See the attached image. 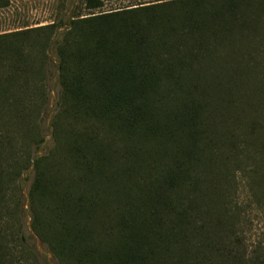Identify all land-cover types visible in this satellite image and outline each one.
Segmentation results:
<instances>
[{"label": "trees", "instance_id": "obj_1", "mask_svg": "<svg viewBox=\"0 0 264 264\" xmlns=\"http://www.w3.org/2000/svg\"><path fill=\"white\" fill-rule=\"evenodd\" d=\"M84 1L87 14L75 12L67 23L60 19L37 28L0 32V95L17 76L34 88L30 89L35 92L31 105L37 108L39 122L35 137H29L37 150L46 142L41 124L55 81L59 109L53 132L56 144L62 134L57 125L60 117L71 115L87 126H105L115 136L121 135L120 144L125 141L126 148L147 152L158 144L171 150L175 147L177 152L173 151L161 181L150 185L149 191L138 194L130 185L120 195L117 188L122 185L117 181L109 187L114 193L111 198L104 197L108 189L89 194L76 191L85 187L89 173L102 175L104 171L95 160L103 150L98 149L92 130L69 136L65 164L73 174L68 177L54 168L48 170L43 165L46 158L29 157L27 164L35 173L32 203L50 200L51 205L46 210L49 223H38L47 239L40 236L59 264H162L164 257L167 261L175 257L174 264H191L178 251L189 252V232L201 233L205 228L192 227L190 217L198 210L194 202L183 209L173 203L180 185L191 184L187 174L211 160L201 162V155L212 147L209 136L214 126L207 116L214 98L208 101L204 86L195 82L193 74H202V61H221L227 74L223 78L230 76L227 84L232 88H264V75L255 73L264 60V0H165L107 12L102 11V0ZM10 6V0H0V12ZM29 59L27 69L18 66ZM249 67L251 71H247ZM221 100L219 97L216 103ZM5 102L0 99V117L4 113L1 105L14 108L17 100L12 98L9 103L7 97ZM258 104L257 111L264 116V106L261 101ZM224 107L227 112H238L228 94ZM233 121L237 126L245 122L238 117ZM260 125L254 123L249 133L248 138L258 144L255 154H249L253 163L246 169L251 178L247 186L257 204V194L264 189V135L259 137L264 130ZM257 126L260 130L255 131ZM249 141L245 145L251 149L255 143L249 145ZM236 143L230 147L235 156L239 153ZM127 156L132 153L126 151L122 159ZM5 165L11 167L0 161V171ZM123 173L127 180L136 171L125 169ZM17 174L20 176V169ZM68 181L72 193L64 185ZM99 210L108 226L103 236H93L90 226ZM168 226L171 230L164 233ZM172 239L178 241L173 256ZM25 247L35 256L30 245Z\"/></svg>", "mask_w": 264, "mask_h": 264}, {"label": "rangeland", "instance_id": "obj_2", "mask_svg": "<svg viewBox=\"0 0 264 264\" xmlns=\"http://www.w3.org/2000/svg\"><path fill=\"white\" fill-rule=\"evenodd\" d=\"M102 1L104 4L102 11L107 12L129 10L143 4L149 6L151 2L165 0ZM10 2L11 6L0 12V32L26 29L25 27L37 28L60 19L67 23L75 12L82 11V14L88 12L83 3L84 0H10ZM63 32L64 30L61 34ZM35 57L37 58V54L31 59L35 60ZM30 61V59L22 61L18 66L26 68ZM201 63L203 70H199L202 74L194 73V80L204 86L209 102L214 98V103L208 107L207 115L209 121L214 124L213 132L211 131L212 134L209 136L212 147L203 150L201 162H205L206 158L211 160L187 174L186 178L190 179L191 184L180 185L173 204L183 209L194 202L193 206L198 210H195L190 217L192 227L201 226L205 229H202L201 233H194V229L189 232L190 251L182 250L178 253L184 254L187 261L190 259L191 264H264V189L257 194L261 205L257 204L247 186L251 178L246 170L253 163V158H250L249 154H255L258 144L257 141L255 143L252 140L253 138H248L249 133L252 132V125L261 123L260 126L264 130V116L261 114L262 111H257L258 101H261L264 106V88L258 91L254 85L250 88L243 87V89L232 88L227 84L230 76L227 79L223 78L227 74L222 70L224 66L221 61H211V63L202 61ZM259 63L255 73L264 75V60L262 59ZM251 70L250 67L247 69V71ZM14 71L10 67L9 72ZM12 80V85L6 87L5 92L0 95V99L4 102L7 97L9 103L12 102V98L17 100L14 108H11L10 104L1 105L4 106V113L0 117V154L3 153L0 161L4 164L9 163L11 167L7 169L5 165V170L0 171V264H59L50 253L47 242L41 238V236L46 237L42 234L43 231L38 223L43 226L49 223L46 210L51 205L50 200H47L49 203L45 201L38 203L35 199L32 203L30 191L35 173L32 165L27 164L29 157L46 158L43 165L48 170L51 171L54 168L68 177L73 174L71 168L65 164L69 136L74 133H85L87 129L92 130L97 139L98 149L103 150L101 157L96 155L95 160L102 165L104 171L102 175L98 173L89 176V173L86 176L88 180L85 187H77L76 191L89 194L98 188L108 189L104 197L111 198L114 193L109 187L117 181L122 185L117 188L120 195L130 185L131 190L138 194L143 190L144 193L149 191L150 185L157 183V180H160L167 171L166 167L171 164L177 150L175 147L171 150L158 144L152 145L153 148L147 152L132 150L131 147H125V141L120 144L123 138L121 135L115 136V133L109 132L110 130L105 126L97 124L95 125L98 128L93 125L87 126L86 122L71 115L60 117L57 125L62 134L56 144L53 132L54 121L59 117L57 115L59 109L58 88L55 81L50 105L47 112L43 114L44 120L41 124V129L45 131L46 142L37 150V144L30 140V137H35L34 130L37 129L39 122L37 108L31 105V95L35 92L30 93V89L34 90V88L26 86L20 76L13 77ZM227 94L238 112L226 111L224 102ZM219 97L222 100L216 103ZM224 116L228 122H225L227 119H224ZM234 117L245 122L242 126H237L233 121ZM256 130L260 128L257 126ZM262 135L264 132L260 133L259 137ZM246 141H249V145L254 143L255 145L249 149L245 145ZM234 143L237 147L235 149L239 151V153L235 152L236 156L230 150ZM119 150L121 152H118ZM126 151L131 152L132 156L128 157V155L123 160ZM9 157L10 159H6ZM19 169L20 176L17 174ZM125 169H133L136 173L126 180L127 174L123 173ZM192 182L196 185L193 186ZM69 183L71 182H64V185L72 193V184ZM113 209L115 211L116 206L113 205ZM101 212L100 210L98 214L94 212L96 222L90 226V233L93 236H103L106 233L105 227L108 223L100 217ZM117 213L116 211L115 218ZM170 230L168 226L164 233H169ZM177 243V240L172 239L170 248L172 256L176 253ZM26 244L32 247L36 257L28 252ZM167 259L168 261L164 257L162 264L165 262L174 264L176 258Z\"/></svg>", "mask_w": 264, "mask_h": 264}]
</instances>
